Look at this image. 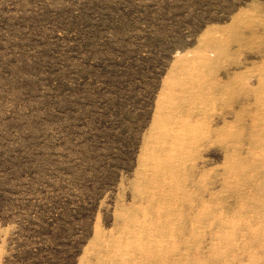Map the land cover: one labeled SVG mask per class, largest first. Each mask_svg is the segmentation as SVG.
Wrapping results in <instances>:
<instances>
[{
    "label": "rangeland",
    "instance_id": "obj_1",
    "mask_svg": "<svg viewBox=\"0 0 264 264\" xmlns=\"http://www.w3.org/2000/svg\"><path fill=\"white\" fill-rule=\"evenodd\" d=\"M0 264H264V0H0Z\"/></svg>",
    "mask_w": 264,
    "mask_h": 264
}]
</instances>
